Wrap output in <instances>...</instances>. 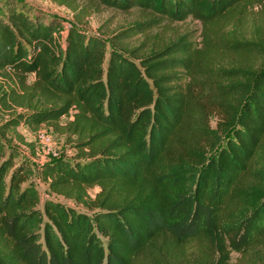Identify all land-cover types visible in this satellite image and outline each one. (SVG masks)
I'll return each instance as SVG.
<instances>
[{
  "label": "trees",
  "instance_id": "trees-1",
  "mask_svg": "<svg viewBox=\"0 0 264 264\" xmlns=\"http://www.w3.org/2000/svg\"><path fill=\"white\" fill-rule=\"evenodd\" d=\"M254 1L99 0L204 25L203 47L185 35L146 54L125 40L147 23L130 26L107 62L102 36L72 25L63 40L58 18L0 3V75L25 89L0 86V264H264V42L220 29ZM222 49L239 61L210 73ZM43 124L76 158L16 162L18 128ZM37 171L87 211L41 206Z\"/></svg>",
  "mask_w": 264,
  "mask_h": 264
},
{
  "label": "rangeland",
  "instance_id": "rangeland-1",
  "mask_svg": "<svg viewBox=\"0 0 264 264\" xmlns=\"http://www.w3.org/2000/svg\"><path fill=\"white\" fill-rule=\"evenodd\" d=\"M2 1L0 0V3ZM19 2H21V5L29 8L32 15L37 14L45 21L51 18H58L65 26V29L61 33L63 40L66 37L68 28L72 25H78L89 34H96L105 38L108 43L106 62L109 58V51L111 49H118L111 43L110 38L123 29L136 26L139 23L147 24L142 26V30L140 31H137L138 28H134L137 34L127 38L125 42L130 48L137 47V52L140 54H146L153 48H160L169 41L185 35L188 42H193L199 47L204 46V25L200 20L192 16L182 21H171L152 11L139 7L122 10L108 7L100 3L99 0H68L67 4L59 3L56 0H19ZM220 29L223 34L229 37L234 32L236 36H245L247 38L260 37L264 42V0L248 4L244 11L240 14L238 13L234 19L223 22ZM222 51V54L214 55L216 60L212 64V71L210 73L222 74L223 71L218 72L219 67H230L239 61L240 57L236 54H231L227 49H222ZM259 61L260 59L257 61L253 57H248L247 59V62H253L254 64H258ZM33 80V76H29L28 83L31 84ZM1 85L8 91H11L12 88H15L20 93L25 91L18 77L13 73L11 77L0 75ZM18 109L21 110V107H18ZM2 110L5 112L3 117L7 119L9 117V110L6 111L4 108ZM68 119V117H62L61 124H65ZM218 119L216 115L211 116L212 126H216ZM18 130L28 143L20 142L16 136L13 142L10 143L11 147L15 146L21 153L20 157L16 160L17 163L23 159L30 160L29 162L36 168L39 163L54 158H76L78 150L74 147L75 145L66 134L57 132L53 126L43 124L35 129L22 125ZM41 133L49 136L48 142H43L40 136ZM29 144H32V146ZM33 179L36 180L41 193V206H43L44 199L50 197L63 201L66 205L73 206L78 210L87 211L74 200L52 193L48 185L41 181L38 171ZM99 189L96 186L90 191L95 195ZM238 257L239 254L233 252L232 263H236Z\"/></svg>",
  "mask_w": 264,
  "mask_h": 264
},
{
  "label": "built area",
  "instance_id": "built-area-1",
  "mask_svg": "<svg viewBox=\"0 0 264 264\" xmlns=\"http://www.w3.org/2000/svg\"><path fill=\"white\" fill-rule=\"evenodd\" d=\"M41 139L43 140V142H48L49 140V136L45 135V133H41Z\"/></svg>",
  "mask_w": 264,
  "mask_h": 264
}]
</instances>
